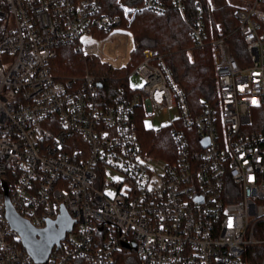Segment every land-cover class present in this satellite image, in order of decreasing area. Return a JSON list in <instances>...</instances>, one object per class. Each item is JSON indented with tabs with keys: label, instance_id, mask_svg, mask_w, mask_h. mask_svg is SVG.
<instances>
[{
	"label": "built area",
	"instance_id": "1",
	"mask_svg": "<svg viewBox=\"0 0 264 264\" xmlns=\"http://www.w3.org/2000/svg\"><path fill=\"white\" fill-rule=\"evenodd\" d=\"M226 2L235 25L209 39L201 0L194 16L188 0H117L116 14L102 0H0V264H37L7 220L4 179L34 227L57 218L56 203L75 220L46 264H118L122 251L142 264H264V127L252 119L264 106V0ZM170 10L191 49L212 51L215 101L198 114L157 50L128 74L141 86L130 83L111 103L103 76L53 74L61 45L96 55L87 41L97 34ZM139 107L171 118L167 156L143 147Z\"/></svg>",
	"mask_w": 264,
	"mask_h": 264
},
{
	"label": "trees",
	"instance_id": "2",
	"mask_svg": "<svg viewBox=\"0 0 264 264\" xmlns=\"http://www.w3.org/2000/svg\"><path fill=\"white\" fill-rule=\"evenodd\" d=\"M104 11L110 14L118 12L117 0H102ZM127 5H135L142 0H122ZM194 1L188 0L190 16H194ZM204 5V16L207 23L209 39L212 36H220L235 25L231 17L230 8L225 0H213V7H209L207 0H201ZM220 27V28H219ZM219 28V30H218ZM130 31L134 37L135 49L132 63L134 66L143 59V53L147 49L157 50L165 55V61L173 72V76L186 96L187 103L192 114H198L204 101L213 103L216 96L215 71L213 56L210 47L194 48L193 40L188 27L181 15L170 10L164 15H156L142 11L135 17ZM91 67L90 73L103 76V88L101 93L108 103L114 101L115 96L121 91L130 90L128 74L133 68L114 69L98 63L94 58L84 57L77 53L71 45L64 44L58 49L56 57L52 60L51 68L58 77L82 74L84 64ZM131 66V65H130ZM260 110V125L264 127V106ZM133 121L139 138L145 150L160 157L167 156L173 150V142L170 130H148L144 125V112L137 108ZM258 117V118H259ZM257 124V123H256ZM118 264H142L135 251H122L119 254Z\"/></svg>",
	"mask_w": 264,
	"mask_h": 264
},
{
	"label": "water",
	"instance_id": "3",
	"mask_svg": "<svg viewBox=\"0 0 264 264\" xmlns=\"http://www.w3.org/2000/svg\"><path fill=\"white\" fill-rule=\"evenodd\" d=\"M102 87V84H99ZM204 146L208 145V140H203ZM4 189L5 209L7 220L21 238L22 245L37 264H46L54 247H59L60 242L65 238L66 233L73 229L75 220L71 218L63 204H57V218L48 219L44 228H36L27 219L22 217L11 203L9 192L10 184L4 179L2 181ZM124 248H130L124 244ZM136 249V246H133Z\"/></svg>",
	"mask_w": 264,
	"mask_h": 264
},
{
	"label": "rangeland",
	"instance_id": "4",
	"mask_svg": "<svg viewBox=\"0 0 264 264\" xmlns=\"http://www.w3.org/2000/svg\"><path fill=\"white\" fill-rule=\"evenodd\" d=\"M226 1L227 0H225V2ZM208 2L209 0H207V3ZM211 2L212 4H214L213 0H211ZM130 28L131 27L122 26L108 34H97L98 37L97 40L95 39L94 41L88 40L87 42L89 43L96 42L99 47L98 54L88 57L94 58L98 63L105 66H110L114 69H122L128 67L133 68L137 60H134L132 63L133 51L135 49V41L132 32L130 31ZM233 50L235 51V47H233ZM90 71H91V67L89 66L88 63L85 62L84 72H82V74L69 75V76H81L86 72H90ZM128 78H129V82L133 84L134 87H139L143 83V78L138 74H132ZM260 112L261 111L258 110V108H254L252 110L253 123L255 124V128L257 129L260 127V126L258 127V123L260 125L261 122L259 121ZM172 114L174 117L177 116L176 112H173ZM170 122H171V118L168 115H164L162 113H157L154 117L144 116V125L148 130H161V129L166 130L167 128L164 126L169 125Z\"/></svg>",
	"mask_w": 264,
	"mask_h": 264
}]
</instances>
